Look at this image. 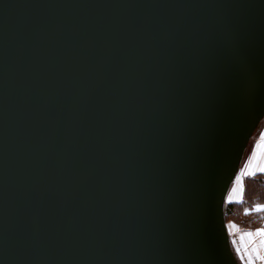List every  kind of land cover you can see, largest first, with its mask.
I'll return each mask as SVG.
<instances>
[{
	"label": "water",
	"instance_id": "1",
	"mask_svg": "<svg viewBox=\"0 0 264 264\" xmlns=\"http://www.w3.org/2000/svg\"><path fill=\"white\" fill-rule=\"evenodd\" d=\"M263 118L264 0H0V264H239Z\"/></svg>",
	"mask_w": 264,
	"mask_h": 264
},
{
	"label": "crops",
	"instance_id": "2",
	"mask_svg": "<svg viewBox=\"0 0 264 264\" xmlns=\"http://www.w3.org/2000/svg\"><path fill=\"white\" fill-rule=\"evenodd\" d=\"M259 174L264 175V118L248 143L226 200L240 203L243 200L244 179ZM245 213L248 215L243 226L236 222L228 223L232 251L239 264H264V236L256 235L257 230L264 229V203L254 204ZM256 214L260 215V220L256 219Z\"/></svg>",
	"mask_w": 264,
	"mask_h": 264
},
{
	"label": "trees",
	"instance_id": "3",
	"mask_svg": "<svg viewBox=\"0 0 264 264\" xmlns=\"http://www.w3.org/2000/svg\"><path fill=\"white\" fill-rule=\"evenodd\" d=\"M243 185V200L240 203H232L226 200L225 219L227 227L229 222H236L238 225L243 226L246 224L245 218L248 215L245 212L254 204L264 203V175L246 177ZM255 217L260 220L259 214H256Z\"/></svg>",
	"mask_w": 264,
	"mask_h": 264
},
{
	"label": "snow or ice",
	"instance_id": "4",
	"mask_svg": "<svg viewBox=\"0 0 264 264\" xmlns=\"http://www.w3.org/2000/svg\"><path fill=\"white\" fill-rule=\"evenodd\" d=\"M249 236L252 235V233H248ZM256 235L264 236V229L257 230Z\"/></svg>",
	"mask_w": 264,
	"mask_h": 264
}]
</instances>
